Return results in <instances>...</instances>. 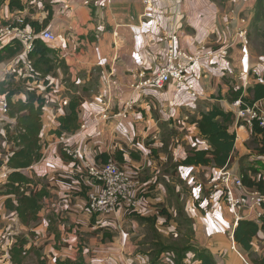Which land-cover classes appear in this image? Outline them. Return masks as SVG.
Returning a JSON list of instances; mask_svg holds the SVG:
<instances>
[{"label": "crops", "instance_id": "0c3cea01", "mask_svg": "<svg viewBox=\"0 0 264 264\" xmlns=\"http://www.w3.org/2000/svg\"><path fill=\"white\" fill-rule=\"evenodd\" d=\"M21 1L25 4L22 11L9 10L8 0L3 1L0 24L22 25L26 17L42 23L47 15L44 6L49 4L53 15L42 30L55 35V41L46 42L56 51L55 67L48 74L34 77L27 52L21 50L13 58L0 61V81L18 73L24 81L12 83L21 89L14 99H24L25 92L34 88L45 99L41 157L18 171L32 179L27 193L44 188L48 195L40 200L36 221L29 224H23L16 210L6 206L8 198L16 201L4 186L13 170L6 162L15 147L6 140L3 126L9 124L13 129L16 121L0 110V264H13L9 251L18 237L28 240L25 248L33 245L38 249L48 264L56 259L75 260L79 254L85 264H134L123 246L101 245L93 250L90 243L95 245L97 238L102 244L113 240L120 217L146 223L149 231V224L139 216L152 217L153 228L162 236L175 235V222L171 219L165 223V215L159 212L163 208L172 216L182 210L192 219L194 246L208 249L218 264H252L239 245L230 249L237 222L234 209L222 202L223 191L212 195L207 191L221 171L241 178L243 157L251 163L254 159L264 163V156L257 159L246 145L250 128L235 121L238 107L234 100L228 102L229 86L225 88L220 80L234 76L241 83L233 88L245 87L250 70L257 76L262 71L255 66L258 60L250 59L248 45L238 35L242 23L246 26L240 17H246L245 10L254 7L256 0H229L230 8L226 5L223 12L214 0H150L148 4L144 0ZM252 14L250 11L248 20ZM172 32L177 33L178 45L184 50L209 53L188 71L196 95L172 83L143 90L134 86L141 73L150 75L164 64L167 36ZM222 48L226 49L224 56L219 50ZM72 98L78 100V128L57 135L52 131L58 128V118L65 115ZM2 100L0 97V107ZM129 103L125 117L114 116ZM214 105L234 114L227 124L236 134L229 164H182L191 150L210 149L196 120ZM261 106L264 108V99ZM104 113L107 118L102 117ZM65 145L77 150V157L71 161L61 156ZM102 153L139 181L137 196L143 201L137 207H117L109 215L112 219L105 221L103 215L91 214L87 209L88 195L97 191L99 184L82 176L85 163L95 162ZM117 154L122 156L121 161L116 160ZM207 203L211 210L203 213L202 206ZM248 216L252 220L253 212ZM83 238L90 239L88 244ZM251 245L256 255L264 254L263 230L258 231ZM135 256L140 258L136 264H148V256Z\"/></svg>", "mask_w": 264, "mask_h": 264}, {"label": "trees", "instance_id": "16d2710c", "mask_svg": "<svg viewBox=\"0 0 264 264\" xmlns=\"http://www.w3.org/2000/svg\"><path fill=\"white\" fill-rule=\"evenodd\" d=\"M1 1L2 0H0V2ZM261 2L262 0H256L255 5L257 8H260L262 5ZM44 8L47 11V15L42 23L26 17L22 25L11 24V26L27 28L33 33L40 32L45 28L53 15L52 8L49 4H46ZM8 9L11 11H22L25 9V4H23L21 0H8ZM262 13L264 14V10L261 14ZM256 17H260V13L257 12ZM5 24L7 23L0 25ZM21 50H23L22 43L13 38L0 50V61L13 58ZM55 54V49L48 46L46 42L39 37L35 38L33 40L32 49L27 52V60L31 70L30 73L33 76H43L52 72L55 67ZM26 77H29L28 79L34 78L31 76ZM20 91V87L18 85L13 86L9 79L0 81V97L7 104V115L10 118H14L16 121L13 129L10 128L8 123V125L3 126L6 140L13 147H16V149L12 150V153L9 155L6 162L7 166L13 168V170L8 174L7 182L4 186L6 188L5 192L7 194H13L16 198V201H12L11 198H8L6 200V206L16 210L18 217L23 224H29L31 220L36 221L38 212L41 208L40 200L47 196L48 192L42 188L34 194L27 193L26 187L32 183V179L18 171V169L30 166L41 157L40 133L42 129V113L45 99L35 88L26 91L24 99H14L13 97L20 93ZM226 98L230 102L240 99L241 107L243 108L253 106L255 102L264 98V76L263 82L254 83L248 87H229ZM233 116L234 114L232 112L224 111L218 105H214L208 111L201 112L200 118L196 120V124L201 134L209 141L210 149L191 150L189 155L181 160L182 164H201L211 165L213 167L227 166L231 160V153L236 138L235 132H230L227 127V124L231 122ZM58 122V128L52 131L57 135H61L62 133H72L78 128L77 99L72 98L68 102L67 112L64 116L58 118ZM250 132L251 137L257 140L256 148L251 149L253 154L257 155L258 159V157L264 156V130L259 127L258 123L255 121ZM61 156L66 161H71L73 159L63 151H61ZM245 159L247 158L243 157L240 159L241 164L239 169L243 184L247 188L258 189L264 194V173H262L264 172V163L254 159V163L252 162L246 167L244 164ZM109 160L112 159H109L105 153H102L95 158V163H106ZM116 160L121 161L122 156L117 154ZM0 193L2 192L0 191ZM159 212L160 214L165 215L167 220L165 221L166 224L171 219L175 222L174 236L175 238H178V241L174 244L179 245L180 248L175 249L168 245H163V243H165L163 240H168L169 238L163 239L164 237L153 228L155 219L152 217L145 218L139 216L140 220L147 222L150 226V230L154 231L153 238L158 240L156 245L158 247L160 246L156 257L151 259L152 264H155L158 261V255L166 250L177 253L174 261H172L174 262L173 264H184V258L187 253L193 254L192 259L197 262V264H218L215 257L208 249L194 246L192 243L194 239L192 219L185 215L182 210H177L175 217L164 208L160 209ZM184 226H188L185 236L182 232ZM259 230L264 231V223L257 224L253 220L241 219L238 220V223L232 232L234 242L247 252L252 264H264V254L262 256L256 255L251 247V242ZM173 238L174 237L172 236L171 239ZM27 242L28 240L24 237H18L16 239L9 251L11 262L13 264H27L25 263V259L28 254L33 251L35 258L32 264H48L46 258L33 245L29 248H25ZM147 255L150 257V254ZM54 264H85V260L83 259V256L79 254L78 258L75 260L56 259Z\"/></svg>", "mask_w": 264, "mask_h": 264}, {"label": "built area", "instance_id": "2783aa9c", "mask_svg": "<svg viewBox=\"0 0 264 264\" xmlns=\"http://www.w3.org/2000/svg\"><path fill=\"white\" fill-rule=\"evenodd\" d=\"M146 4L150 0H144ZM238 35L242 39L244 45L248 44L247 30L241 29L238 31ZM9 38L10 42L13 38L19 40L22 43L24 52H28L32 49L33 40L37 37L44 42L55 41V35L48 30H41L38 33H33L27 28H21L19 26H11L9 24L0 25V50L6 45L5 38ZM168 46L164 53L165 61L159 69L148 75V77L139 82L138 88L142 87H158L161 88L167 83H172L176 88H187L195 95L194 85L189 79L187 70L192 64L196 63L199 58L209 53L201 54L200 52H189L184 50L178 45L179 37L176 32H172L167 36ZM223 55H225V48L219 49ZM144 77V73L140 74ZM66 104V101L63 102ZM256 103V102H255ZM259 103V102H257ZM238 110L235 115V121H240L246 114H250L252 123L256 121L264 130V108L259 106L246 107L242 109L240 100L234 103ZM131 107V104H127L122 111L116 112L114 116L125 117L127 110ZM249 108V109H248ZM1 112L7 113V104L4 100L1 101ZM103 118H107V114H102ZM245 121V120H244ZM250 123V125H251ZM1 130V129H0ZM61 140L63 135L60 136ZM62 151L70 155L72 158L77 157V150L73 151L68 146H63ZM88 173L99 184V189L88 195L87 209L91 214L96 215H109L113 213L117 207H137L143 201L142 198L137 196L139 181L128 175V173L114 160H109L106 163H90L87 164ZM2 177H6V173L2 174ZM214 188L218 191H223V201L227 206L231 207L235 211L234 220L238 223V220L248 219V213L251 215L253 212L252 220L257 224L264 223V194L258 189L247 188L241 178L234 177L229 173L223 171L220 172L217 182L213 184ZM240 190V193L238 191ZM214 191H210V195ZM245 210L248 212L245 214ZM243 212V213H242ZM235 246L233 238L231 241Z\"/></svg>", "mask_w": 264, "mask_h": 264}, {"label": "rangeland", "instance_id": "374dc122", "mask_svg": "<svg viewBox=\"0 0 264 264\" xmlns=\"http://www.w3.org/2000/svg\"><path fill=\"white\" fill-rule=\"evenodd\" d=\"M3 1L4 0H2L0 2V5L2 4ZM214 1H215V4H217L218 6L221 7L222 12L226 8L225 7L226 5L229 6V4H228L229 0H214ZM261 3H262V5L260 6V8H257L256 5L254 7L250 6L248 9L245 10L246 17H240V18H243L242 20H244V23L246 21V26H245V24L242 23L239 30L245 29V28L247 29V41H248L247 48L250 52V57H251L250 59L253 62H255L254 59H257L258 62H256L255 66H259V70L262 69V71H260V74L258 76L252 70H250L252 68L249 69L250 71L248 70L249 74L247 75L245 87H248L254 83L263 82V76H264V14L263 13L261 14V12H263V10H264V0H262ZM229 8H230V6H229ZM250 11L253 14H252L250 20H248L247 18H249ZM257 12L260 13V17H256ZM247 21H248V25H247ZM221 55L224 56L223 54H221ZM191 67L188 68L187 74H188V71ZM144 75H145L144 77H142L140 75V78L137 80V83L134 85L136 88L139 85V82H142L143 80H145L148 77V74L144 73ZM21 77L22 76H20L18 73H13V74H10L9 80H11L12 83L17 82V84H18L21 81H24V79ZM189 79H190V77H189ZM220 80H221V84H223L225 88H226V85H228L229 87H234L236 85H240V83H241V80L237 79V77H234V76H231V77L227 76L225 79L221 78ZM143 89H145V88H141V87L139 88V90H143ZM183 90L188 91V93L193 96L191 90H189L187 88H183ZM194 90H195V87H194ZM215 94H214V96H215ZM195 95H196V93H195ZM220 97H223V96H220ZM263 99L264 98L261 99L260 103H257L260 100L257 101L256 103H254V106L261 105V103L263 102ZM237 100H240V99H237ZM214 101H216V100H213V102ZM208 102H211V101H208ZM233 102H235V100ZM240 105H241V102H240ZM242 109L246 110L247 108H242ZM250 120H251V116L248 113L240 121H238V123L240 125H244V126L249 127L251 129V127L253 126L255 121H253L251 123ZM250 123H251V125H250ZM84 127H86V125H84ZM256 144H257V140L255 138L251 137V133L249 130V139L247 140L246 145L249 148H256ZM15 149H16V147H15ZM90 163H95V162L91 161V162L85 163V167L83 169L84 173L82 175L83 178L87 177V178L91 179V177H92L88 173V168H86L87 164H90ZM250 163L251 162H249V160L245 159L244 164L246 167H248V164H250ZM95 164H97V163H95ZM76 178L80 179V176H77ZM81 188L84 192L86 191V189H84L85 188L84 186L83 187L81 186ZM210 191H214L213 193L218 192L217 188H214L213 185L210 187V189H208L207 192H210ZM177 205L179 206L178 208H181L179 204H177ZM201 210L203 213L209 212L211 210L210 203L203 205ZM247 212H248V210H245V213H247ZM111 214H109V215H111ZM109 215H103V217L101 219L104 221L105 220H111L112 218H110ZM116 223H117L116 224L117 230L114 232V234L116 236L113 238V240L106 241L105 243L102 244V242L99 241L100 238H97L96 242H94L95 245H92V243H90V245H91L90 247L93 250H95L97 248L100 249L101 245H102V247H111V246L120 245V246H123L124 252L128 253L127 255L133 259L134 264H136V262L138 260L140 261V258H137L135 256V254H140V255L143 254V256H148V258H149L148 264H152L151 259L153 257H156V255L159 251L158 249L160 248V246L158 247L156 245L158 240H156V238H153L154 231H149L146 228V223L137 224L136 222H133L130 220H126V219L122 220V217L118 218ZM187 229H188V226H184V229L182 230L184 236L186 234L185 232H187ZM123 234L124 235L128 234V235H125L124 239H123ZM229 234H230V232H229ZM83 235L85 237H87L88 233H84ZM172 236L174 237L173 239H171ZM180 237H181V235H180ZM165 238H169L170 240L169 239L163 240V242H165V243H163V245H165V246L168 245V246L173 247L175 249L180 248L179 245L174 244L175 242L178 241V238H175L174 235H171V237H170V235H169V237L165 236L163 239H165ZM227 238L229 239L228 235H227ZM83 240L86 242V244H88L87 242L90 239H87V238L84 239L83 238ZM192 243L194 244V239H193ZM236 247H238V244H236V246L233 243L230 244V249L235 250ZM199 248H203V247H199ZM147 254H150V257ZM176 254L177 253H173L170 250H166V251H164L158 255V261L155 264H173L174 262H172V261H174ZM192 257H193L192 253H187L185 258H184L183 263L184 264H197V262L193 261ZM31 258H33V259H31ZM34 258H35L34 254L33 253L30 254L28 256V258L25 259V263L32 264Z\"/></svg>", "mask_w": 264, "mask_h": 264}, {"label": "bare ground", "instance_id": "6f19581e", "mask_svg": "<svg viewBox=\"0 0 264 264\" xmlns=\"http://www.w3.org/2000/svg\"><path fill=\"white\" fill-rule=\"evenodd\" d=\"M239 136H240V134H239ZM240 139H241V138H240ZM240 139H239V140H240ZM238 143H239V142H238Z\"/></svg>", "mask_w": 264, "mask_h": 264}]
</instances>
